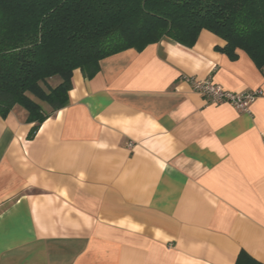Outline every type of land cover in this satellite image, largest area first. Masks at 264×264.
<instances>
[{
	"label": "crops",
	"instance_id": "1",
	"mask_svg": "<svg viewBox=\"0 0 264 264\" xmlns=\"http://www.w3.org/2000/svg\"><path fill=\"white\" fill-rule=\"evenodd\" d=\"M224 46L202 30L76 70L31 138L23 108L0 116V264H264V72ZM185 78L263 95L241 114Z\"/></svg>",
	"mask_w": 264,
	"mask_h": 264
},
{
	"label": "trees",
	"instance_id": "2",
	"mask_svg": "<svg viewBox=\"0 0 264 264\" xmlns=\"http://www.w3.org/2000/svg\"><path fill=\"white\" fill-rule=\"evenodd\" d=\"M202 30L264 72V0H0V116L23 108L31 138L67 105L74 71L91 78L103 59L163 38L190 48Z\"/></svg>",
	"mask_w": 264,
	"mask_h": 264
},
{
	"label": "built area",
	"instance_id": "3",
	"mask_svg": "<svg viewBox=\"0 0 264 264\" xmlns=\"http://www.w3.org/2000/svg\"><path fill=\"white\" fill-rule=\"evenodd\" d=\"M185 80L196 93L204 96L208 102L212 104H228L241 114H250L251 104L263 95L261 90L247 93L225 91L222 87L212 83L210 78L205 80L185 78Z\"/></svg>",
	"mask_w": 264,
	"mask_h": 264
},
{
	"label": "rangeland",
	"instance_id": "4",
	"mask_svg": "<svg viewBox=\"0 0 264 264\" xmlns=\"http://www.w3.org/2000/svg\"><path fill=\"white\" fill-rule=\"evenodd\" d=\"M60 81H61V79H60L59 77H54V78H52V79L49 81V85H50L51 87H55V86H57V85L60 83ZM42 106H43L44 108L47 109V105L42 104Z\"/></svg>",
	"mask_w": 264,
	"mask_h": 264
}]
</instances>
